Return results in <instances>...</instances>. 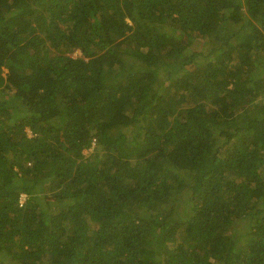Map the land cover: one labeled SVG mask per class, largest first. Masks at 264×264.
Instances as JSON below:
<instances>
[{
	"label": "trees",
	"instance_id": "1",
	"mask_svg": "<svg viewBox=\"0 0 264 264\" xmlns=\"http://www.w3.org/2000/svg\"><path fill=\"white\" fill-rule=\"evenodd\" d=\"M0 96V264H264V0H0Z\"/></svg>",
	"mask_w": 264,
	"mask_h": 264
},
{
	"label": "rangeland",
	"instance_id": "2",
	"mask_svg": "<svg viewBox=\"0 0 264 264\" xmlns=\"http://www.w3.org/2000/svg\"><path fill=\"white\" fill-rule=\"evenodd\" d=\"M79 54V52H76L74 55L76 56V55H78ZM1 97V96H0ZM92 150V148L91 149H88V150H85V153L87 154L88 152H90ZM23 198H25V196H23Z\"/></svg>",
	"mask_w": 264,
	"mask_h": 264
},
{
	"label": "built area",
	"instance_id": "3",
	"mask_svg": "<svg viewBox=\"0 0 264 264\" xmlns=\"http://www.w3.org/2000/svg\"><path fill=\"white\" fill-rule=\"evenodd\" d=\"M23 196H25V195H23ZM23 196L21 197V200H20L21 204H23L25 202V198H23Z\"/></svg>",
	"mask_w": 264,
	"mask_h": 264
},
{
	"label": "clouds",
	"instance_id": "4",
	"mask_svg": "<svg viewBox=\"0 0 264 264\" xmlns=\"http://www.w3.org/2000/svg\"><path fill=\"white\" fill-rule=\"evenodd\" d=\"M25 200H26V195H25Z\"/></svg>",
	"mask_w": 264,
	"mask_h": 264
}]
</instances>
